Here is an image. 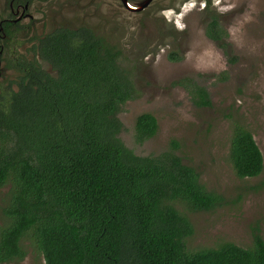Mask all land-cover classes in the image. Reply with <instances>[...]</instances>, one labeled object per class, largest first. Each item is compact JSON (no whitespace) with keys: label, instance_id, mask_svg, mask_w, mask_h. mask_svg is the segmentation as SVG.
Wrapping results in <instances>:
<instances>
[{"label":"trees","instance_id":"16d2710c","mask_svg":"<svg viewBox=\"0 0 264 264\" xmlns=\"http://www.w3.org/2000/svg\"><path fill=\"white\" fill-rule=\"evenodd\" d=\"M206 36L226 47L227 31L214 16ZM39 54L51 71L20 62L19 90L0 94V190L10 185L0 264L23 260L26 240L44 264H264L259 231L250 248L188 250L194 227L185 211H213L226 200L184 162L177 141L140 156L121 139L119 114L140 92L120 48L92 29L61 28L40 40ZM181 84L195 106L212 105L205 87ZM158 128L153 114L137 116V143ZM229 155L240 179L262 173L263 154L241 125Z\"/></svg>","mask_w":264,"mask_h":264},{"label":"rangeland","instance_id":"374dc122","mask_svg":"<svg viewBox=\"0 0 264 264\" xmlns=\"http://www.w3.org/2000/svg\"><path fill=\"white\" fill-rule=\"evenodd\" d=\"M3 4L0 0V18ZM149 9L147 16L124 10L116 16L109 5L99 10L94 4L91 17L83 20L76 17L74 2L39 0L31 8L37 22L33 32L44 35L57 26L85 24L120 48L140 92L119 114L124 124L121 139L140 156L160 154L177 141L184 162L197 169L209 191L226 200L213 211H185L194 227L188 250L224 243L250 248L255 232L264 239V168L259 176L240 179L229 154L234 127L241 125L253 134L264 159V0H159ZM213 16L227 31L225 48L206 36ZM28 40L23 36L18 41L19 54L30 47ZM172 53L181 59L171 60ZM13 79V74L3 76L0 88L7 89ZM187 79L208 90L210 107L194 105L181 84ZM142 113L153 114L159 128L139 144L134 126ZM9 191L10 185L0 190V228L7 223L3 209ZM23 244L26 257L5 264L45 263L30 240Z\"/></svg>","mask_w":264,"mask_h":264},{"label":"flooded vegetation","instance_id":"af4514ba","mask_svg":"<svg viewBox=\"0 0 264 264\" xmlns=\"http://www.w3.org/2000/svg\"><path fill=\"white\" fill-rule=\"evenodd\" d=\"M142 1L143 0H127L126 4L136 6ZM157 1L159 0H152L149 6L142 11L130 13H133L136 16H147L151 10L149 8H151ZM38 2L39 0H4V17L0 18V85L3 81V76L13 74L14 79L10 82L8 81L9 85L7 89L0 88V94L2 95H5V93H11L12 90H15L16 92L19 90L18 83L22 77L26 75V68L20 66V62L24 63L27 61L29 65L32 63L36 67H41L42 69H47V66L50 67V65L47 64L39 54V43L45 35L61 28L78 30L86 27L91 29L90 26L80 24L74 27L57 26L44 35L34 33L33 31L37 28V22L33 20H36V18L31 13V8H33ZM69 2H74L78 11L76 17L82 18L83 20L91 17V6L94 4L99 7V10L102 6L105 7L106 5H109V10L116 16L119 15L118 10L129 12L124 7L125 4L122 0H69ZM43 27L44 25L42 24V29ZM23 36L29 38L28 43H30V47L27 48L25 54L21 55L17 52V44L18 41H21ZM48 70L51 71V67ZM7 97H9V94L5 98Z\"/></svg>","mask_w":264,"mask_h":264},{"label":"water","instance_id":"95a60500","mask_svg":"<svg viewBox=\"0 0 264 264\" xmlns=\"http://www.w3.org/2000/svg\"><path fill=\"white\" fill-rule=\"evenodd\" d=\"M124 2V7L129 11V12H139L144 10L146 7L149 6L152 0H143L141 3H139L136 6H131L130 4H126L127 0H122Z\"/></svg>","mask_w":264,"mask_h":264}]
</instances>
